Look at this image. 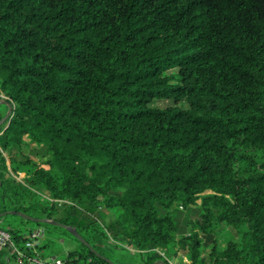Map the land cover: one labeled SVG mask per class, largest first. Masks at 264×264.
Here are the masks:
<instances>
[{
    "label": "trees",
    "instance_id": "1",
    "mask_svg": "<svg viewBox=\"0 0 264 264\" xmlns=\"http://www.w3.org/2000/svg\"><path fill=\"white\" fill-rule=\"evenodd\" d=\"M3 94L0 222L18 247L42 226L44 255L76 241L66 264H264V0H0Z\"/></svg>",
    "mask_w": 264,
    "mask_h": 264
},
{
    "label": "built area",
    "instance_id": "2",
    "mask_svg": "<svg viewBox=\"0 0 264 264\" xmlns=\"http://www.w3.org/2000/svg\"><path fill=\"white\" fill-rule=\"evenodd\" d=\"M1 96L7 98L4 94ZM45 233L46 230L42 226L29 231L26 234L27 241L25 242L24 247L20 248L9 231L0 227V254L8 249L10 256H16L17 264H66L63 257L52 254L44 255L43 250L39 249V246L42 245V242L46 237ZM158 252L170 264H175L173 263V260L168 258L166 253L161 250H158Z\"/></svg>",
    "mask_w": 264,
    "mask_h": 264
},
{
    "label": "rangeland",
    "instance_id": "3",
    "mask_svg": "<svg viewBox=\"0 0 264 264\" xmlns=\"http://www.w3.org/2000/svg\"><path fill=\"white\" fill-rule=\"evenodd\" d=\"M168 101L169 100H167V99H160V100H158V104L160 106H165V105L169 104ZM182 105L185 106V104H182ZM32 148L35 149L36 146H32ZM30 150H31V147H27L26 152H28V154L35 157L38 161L43 160V157H41L40 155L37 156L36 154L33 153V150H31V151ZM211 193H212L211 191L206 192V194H211ZM182 211L184 212V214H182V216H183L182 218L187 217L190 220L198 218L201 214V210L199 209V206H193L187 210L184 209ZM92 213H95L96 215H98L101 223L105 226H109L110 222H112V220L118 214L117 210H115V209L107 210V209L102 208V207L101 208L98 207L97 209H93ZM185 214H186V216H185ZM0 227H2L1 222H0ZM228 230L234 235L236 240H238V241L240 240V237H239L236 230H233L231 228H228ZM220 239H221V241L223 240L222 236L220 237ZM48 241L50 244L45 250L48 255L52 254V255H58L60 257H65L66 254L69 252V250H72V249L77 247L76 241H74L71 238H66V237H62V236L51 237V239H49ZM112 246L113 245L110 244L108 247L111 248ZM208 250L209 249L203 248L202 252L207 256V253L209 252ZM178 252H179L178 255L173 259V263H175V264H186L185 259L187 257V253L183 250H180V249Z\"/></svg>",
    "mask_w": 264,
    "mask_h": 264
},
{
    "label": "water",
    "instance_id": "4",
    "mask_svg": "<svg viewBox=\"0 0 264 264\" xmlns=\"http://www.w3.org/2000/svg\"><path fill=\"white\" fill-rule=\"evenodd\" d=\"M0 104H6L7 105V107H8V109H7V113L4 115V118L0 121V124L1 123H4L5 121H7V120H9V118H10V116L12 115V113H13V105H12V103L11 102H9L6 98H3V100H0ZM1 186H2V182H1V178H0V188H1ZM18 214H20V213H18ZM22 217H24V218H31L32 220H34V221H39L38 219H35V218H32V217H30V216H26V215H24V214H20ZM4 216V213H2V214H0V218L1 217H3ZM66 227V226H65ZM67 229L72 233V234H74V236H76L81 242H83L86 246H88L89 248L91 247L90 245H89V243H87L86 242V240L81 236V234H79L74 228H71L70 226L69 227H67ZM91 249H92V251H94V249L91 247ZM98 254V253H97ZM98 255H100V254H98ZM108 262H110V263H112V264H116L115 262H113L112 260L110 261V260H108ZM153 264H166V262L164 261V260H162V259H159V260H156V261H154L153 262Z\"/></svg>",
    "mask_w": 264,
    "mask_h": 264
},
{
    "label": "crops",
    "instance_id": "5",
    "mask_svg": "<svg viewBox=\"0 0 264 264\" xmlns=\"http://www.w3.org/2000/svg\"><path fill=\"white\" fill-rule=\"evenodd\" d=\"M7 109H8V107L6 106V111H7ZM14 148H15V147H11V148L8 149V151H9V150H12V149H14ZM8 151H6V154L8 153ZM33 158H34L35 160H37L35 157H33ZM37 161H38V160H37ZM8 163H9V160H8ZM185 260H186V264H188V263H189V260H188L187 257H186Z\"/></svg>",
    "mask_w": 264,
    "mask_h": 264
}]
</instances>
